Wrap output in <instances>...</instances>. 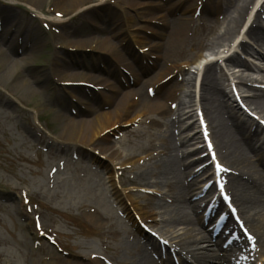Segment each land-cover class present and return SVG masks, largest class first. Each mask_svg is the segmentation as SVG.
Instances as JSON below:
<instances>
[{"label": "bare ground", "instance_id": "obj_1", "mask_svg": "<svg viewBox=\"0 0 264 264\" xmlns=\"http://www.w3.org/2000/svg\"><path fill=\"white\" fill-rule=\"evenodd\" d=\"M108 1L105 0V4ZM130 1L117 0V3ZM210 1L147 0L148 11L162 9L166 16L173 15V18L160 30L153 29L150 34L130 39L128 22L131 18L126 15V43L142 62L156 60L157 70L147 79H141L126 59V69L131 71L132 80L138 87L122 94L117 92L103 104L106 105L104 108L94 109L88 100L76 94L70 97L67 107L71 111L82 108L91 112V117L80 121L65 118L62 121L60 131L53 132L50 143L56 152L54 161L62 169L75 171L74 177L88 190L90 168L82 160L84 148L96 146L108 159L116 157L121 164H126V200L116 189L118 178L112 167L107 166L105 175L98 171L92 174L97 184L104 186L106 194L97 195L92 191L90 199L78 204V207L92 212L88 215L89 221L100 223L104 217L101 209L107 217L112 213L108 211V198L112 197L115 206L122 211L126 225L117 220L116 224L112 223L118 228L114 233L119 250L111 249L106 241L100 240L105 250L113 251L111 260L102 261V256L95 250L86 252L91 247L86 249L83 246L86 249L82 252L83 261H66L53 256L54 264H160L163 260L168 264H234L237 260L240 264H264V167L254 164L255 154L252 155V142L262 140L263 147L257 148L256 155L259 164L264 165V126L242 111V106L251 107V113L264 123V74L254 72L252 63L238 53L241 51L247 57H255L254 61L264 65V58L259 59L264 50V26L259 20L264 15V0H227L224 5L219 0L215 4ZM25 2L36 8L38 0ZM93 4L94 0H54L48 12L60 21L51 23L63 25L58 22L78 12L83 13L81 18L85 24H92L95 21ZM183 11H192V14L184 15ZM198 11L214 20L195 18ZM220 15L221 20L217 18ZM8 20L13 23L17 17L10 14L0 23ZM213 22L222 24L221 31L215 30ZM18 29V37L13 39L14 45L10 49L14 54L18 48L21 50L22 40L28 43L36 32L34 27ZM1 34L3 38L9 35L4 29ZM151 37L155 39L150 40ZM71 47L81 46L74 44ZM185 48H189L191 53H187ZM4 50L8 51L0 49ZM55 57L61 64L54 68L51 78L48 74L43 78L29 76L32 83L44 92L56 81L64 87L82 76L79 72H68L70 69L77 71L82 63L66 60L60 53ZM21 60L24 65L28 64L27 57H21ZM0 67H4L0 86L17 99H24V83L17 82L15 63L11 58L3 57L0 58ZM25 69L28 71L29 67ZM111 74L107 72L108 76ZM168 79H172L171 82H167ZM88 80V84L104 85L98 81L105 79L93 75ZM115 81L120 80L115 78ZM178 86L181 88L179 95L173 90ZM17 89L22 93L18 94ZM0 103L4 105L2 103L9 104L10 101L1 99ZM222 105L227 107L229 120L241 134L240 139H235V130L230 122L214 116L219 114ZM134 123L156 130L153 141L138 146L134 151L126 149L122 154L108 145L110 138L123 125ZM171 126L183 132L186 130L179 143L173 142L176 133L168 129ZM136 134L134 130L126 132V136ZM184 143L201 144L193 150L194 153L201 148L199 158L184 161ZM206 150L209 152L205 153ZM210 157L215 160L213 167L210 166ZM141 160L144 165H140ZM86 161L94 164L96 160ZM200 172L208 174L207 186L201 191L202 185L192 181ZM167 175H172L174 180H169ZM136 184L156 187L161 200L152 199L148 194L139 197L134 193L138 190L134 188ZM164 189L161 193L160 190ZM128 197L131 203L127 201ZM202 201L200 205L209 207V215H222L223 222L214 233L201 226L205 215L197 213L196 207ZM246 204H250L249 208H245ZM231 209L235 215L230 214ZM145 227L155 236L146 232ZM225 230L228 233L224 238L233 235L227 244L231 248L225 251L230 252L234 248L232 254L222 253Z\"/></svg>", "mask_w": 264, "mask_h": 264}, {"label": "rangeland", "instance_id": "obj_2", "mask_svg": "<svg viewBox=\"0 0 264 264\" xmlns=\"http://www.w3.org/2000/svg\"><path fill=\"white\" fill-rule=\"evenodd\" d=\"M146 1L132 0L127 3H117V0H110L105 4V0H94L92 14L95 21L92 24H85L81 18L83 13L77 12L58 22L63 25L54 26L52 21H60L50 16L48 12L53 7L54 0H38L36 8H32L25 0H0V22L3 17L10 14L11 17H17L13 23L9 20L0 23V49L8 50L0 51V58L9 57L15 63L18 68L17 82L24 83L26 92V97L20 100L8 94L5 88L0 86V101L1 99L10 101L9 104L2 103L6 104L5 107L0 105V264H54L53 256L65 258L66 261L81 262L82 252L87 247L91 248L86 252L95 250L102 256V261L103 259L108 261L113 258L111 249L119 250L114 233L118 228L112 226V223L116 224L117 220L118 223L126 225V220L122 211L115 206L112 197L108 198L110 204L108 211L112 213L107 217L100 208V212L104 215L100 223L89 221L88 215L92 212L88 211V208L78 207V204L90 199L92 191L97 195L106 194L104 186L98 185L97 179L92 174L98 171L105 175L104 168L107 166L112 167L118 178L116 189L126 200V164H121L120 159L116 157L108 159L95 148L96 146L92 149L84 148L81 154L82 160L84 165L90 168L87 175L89 177L87 184L90 187L88 190L74 177L75 171L62 169L57 161H54L56 152L50 143L54 136L53 132L60 131L65 118L70 121H80L91 117V112L88 110L75 108L71 111V108L67 107L73 94L88 100L94 109L104 108L103 106L106 105L103 104L117 95V92L122 94L138 87V84L132 80L131 71L126 69V59L131 62L134 67L133 72L141 79H147L157 70L156 60L142 62L141 58L133 54L135 52H132L129 43H126V15L131 18L128 22L129 38L150 34L153 29L160 30L173 18V15L166 16L162 9L148 11L149 6ZM217 1L210 2L215 4ZM226 1L219 0L223 5ZM183 12L184 15L192 14V11ZM196 14L195 18L214 20L199 11ZM217 18L221 20V15ZM259 20L264 26V15ZM212 25L216 31H221L222 24L213 22ZM22 26L28 29L34 27L36 32L31 35L28 43L22 40L20 44L22 51L18 48V52L14 54L10 49L14 45L13 39L18 37V28ZM3 29L9 33L6 38L1 34ZM154 39V37L150 38V40ZM74 44L81 47H71ZM185 50L191 53L189 48ZM261 52L262 56H259V59L264 56V50ZM56 53H60L66 60L82 63L78 65L77 71L73 69L68 71L79 72L82 76L69 81L64 87L58 81L54 84L50 83L48 90L44 92L32 83L29 76L43 78L48 74L51 78L54 68L61 64L55 57ZM238 53L241 57L245 56L241 51ZM21 57H27V65L23 64ZM26 67H29L28 71ZM3 68L0 67V78ZM107 72L112 74L108 76ZM256 73L264 74V70ZM93 75L104 78L105 80L98 81L104 85L88 84V78ZM115 78H119L120 81L116 82ZM126 78H128L127 82ZM171 80L168 79L167 82ZM173 90L177 95L181 92L179 86ZM17 93L21 94L22 91L17 89ZM219 109V114L213 113L214 116L231 123L227 107L222 105ZM197 111L200 112V108ZM242 111H246L248 116L264 126V123L251 113V107L242 106ZM231 127L235 130V139H240L241 134L236 131L233 124ZM168 129L176 133L174 143H179L186 131L183 132L174 126ZM129 130H134L137 134L126 136ZM155 132L154 129L148 130L139 126V123L123 125L120 131L110 138L108 145L116 148L121 154L126 153V149L134 151L138 146L152 142ZM252 143L256 150L258 147H263L262 140ZM198 146L201 144L184 143L183 160L199 158L201 148L193 153ZM207 152L209 150L205 153ZM254 152L257 151H253V156ZM86 159L96 161L92 164L87 163ZM209 162H212L211 167L215 165L214 158L210 157ZM144 164L145 162L141 160L140 165ZM194 176L193 183L202 185L200 191L203 190L208 183H206L208 174L200 172ZM167 178L174 180L172 175H167ZM134 188L138 189L134 193L139 197H146L148 194L152 199L161 200L159 193H156L157 188L151 184H136ZM160 191L162 193L165 189ZM127 199L131 203L129 197ZM199 204L201 202L197 205L198 213H205L208 218L204 226L214 231L222 221V215L215 213L209 216L207 208L198 207ZM249 206L250 204H246L245 208ZM231 211L230 214L235 215L234 210ZM144 230L154 235L149 228L145 227ZM100 240L106 241L111 249L105 250L100 245ZM152 258L149 253L150 261L153 260ZM163 262L168 264L167 261ZM239 263L240 261H237L236 264Z\"/></svg>", "mask_w": 264, "mask_h": 264}, {"label": "snow or ice", "instance_id": "obj_3", "mask_svg": "<svg viewBox=\"0 0 264 264\" xmlns=\"http://www.w3.org/2000/svg\"><path fill=\"white\" fill-rule=\"evenodd\" d=\"M217 167H219V165H217Z\"/></svg>", "mask_w": 264, "mask_h": 264}]
</instances>
